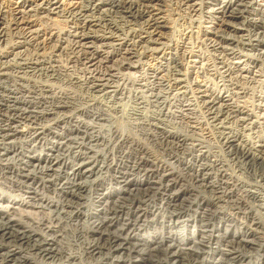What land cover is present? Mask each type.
I'll return each mask as SVG.
<instances>
[{"label": "bare ground", "instance_id": "6f19581e", "mask_svg": "<svg viewBox=\"0 0 264 264\" xmlns=\"http://www.w3.org/2000/svg\"><path fill=\"white\" fill-rule=\"evenodd\" d=\"M162 2L16 0L6 16L0 1V184L19 191L0 193V264H264V95L248 96L259 113L246 103L264 75V2L167 0L205 24L208 58L192 66L214 86L194 91ZM51 13L69 29L40 40L30 17ZM194 111L213 149L169 119Z\"/></svg>", "mask_w": 264, "mask_h": 264}, {"label": "rangeland", "instance_id": "374dc122", "mask_svg": "<svg viewBox=\"0 0 264 264\" xmlns=\"http://www.w3.org/2000/svg\"><path fill=\"white\" fill-rule=\"evenodd\" d=\"M0 1L4 5V9L6 10V16H8V14H10V12L14 8L17 7L16 3H15L16 0H0ZM28 1L29 2H33L35 0H28ZM37 1L40 2L41 0H37ZM53 1H55V0H53ZM56 1H58V4L60 5V9L62 11H65V10H67V9L72 7V3L75 0H56ZM157 1L158 2L159 1L160 2L166 1V4H167L165 6H162L163 7V8H161L162 11H156L157 13H159L158 15L162 16L161 20H163V23L165 24V27H162V31H164L166 33L165 35H167L168 40L171 43L183 44V46L185 45L184 48L188 51V52L185 53L184 60L182 61L183 62V67L181 68V72H183V74H184V75H182V78L185 79V83L189 86L188 88L190 90L194 91L197 86L200 85V87H202V84H205V85H207L209 87H213L214 86L212 84L213 83V79L212 80H208L209 77L205 78V77H207V75H204L203 73H201V71H200L201 69L200 68H198L196 66H192V64H193L192 60L197 58V55H201L203 57V59L200 60V63H201V61H202V63H204L203 60L207 61V58H208V56H206V54H208L209 51L207 49H205L206 47L202 44V41H203V39L206 36L202 35V33H201V30H202L203 26H205V24L202 23V26L200 27V26L197 25V23H193V21L190 19V17H187L186 14H183V13L177 11V10L173 11L174 6H172V7L168 6L169 3L167 2V0H162V1L161 0H157ZM258 1H260L262 3L264 2V0H258ZM26 8H28V7H26ZM40 14L44 15V13H40ZM184 15H186V16H184ZM30 18H31V20H33V22H32V25L30 26L29 29L39 32V34L42 35L40 37V40H42V39L44 40V37L46 36V33H47V35L49 33L59 34L61 31H65V30L69 29L70 22L66 20V17L64 18L63 16L58 15V14L51 13V14H49L46 17H41V18L39 17L38 18V17L32 16ZM189 22H190V24H189ZM190 29H192V31L189 32ZM32 35H33V33L30 36L28 34V40H29L30 43H25L23 45L24 47H21L22 49L25 48V47L27 49H29L30 53H28V55H32L34 53L33 45H31V44H33V42H32L33 38L31 37ZM12 40H13V38H12ZM21 41H22V39H21ZM48 45L49 44L44 46V48H43L44 50L40 51L44 56L49 55L50 52H51L50 51L51 50L50 49V45L49 46ZM62 45H65V43H63ZM45 48H46V51H45ZM31 52H33V53H31ZM59 57L62 58V56L56 57L58 59V64H59V66L61 68H69L68 72H72L73 74H77V75L79 74L80 75V68H81L80 66H82V65H80V63L74 62L73 64L72 63L70 64V63H67V61L64 59L65 56H63V59H61ZM147 57L148 58H146V57L145 58L148 60V62L151 64V66H153L155 64V61L152 60L149 56H147ZM60 59L62 60V62H61L62 64L59 63L61 61ZM200 63H199V65H200ZM74 64H75V66H73ZM107 64L108 65H112V67H114V68L116 67L115 63L113 64L112 62H108ZM63 65H65V66H63ZM144 66H145V68L147 67L146 65H144ZM77 70H79V71H77ZM129 71H132V70H129ZM113 72H114V70H113ZM186 75H187V77H186ZM260 78L262 79V81L259 80L260 83L259 82H258V84L255 83L254 84L255 88L253 87L254 88L253 90L252 89H248V93L249 94L247 95V98H246V103L248 104V109L249 110H253L254 109L255 113H259V112H256L258 109H255V107L252 106L254 101H253V99L248 98V96L251 97V95H255V94L264 95V86H263L264 85V75L262 77H260ZM51 82L54 85H58L59 84V86H60V84H61V87H64L69 92L70 91H72L74 93L76 92L75 94H78V95L80 93L83 94L81 91H79V89L77 90L76 87H73V86H70V85H67V84L62 85L61 82L60 83L59 82H55L54 80L50 81V83ZM214 82H216V79H214ZM164 83H167V81H164ZM260 92H262V93H260ZM263 103H264V101H263ZM240 104H242V102H240ZM194 112H196V111H194ZM194 112H193V115L190 114L191 120H187L186 119V121H185L184 118L182 120H180V119L174 118V117H170L169 119H170V121L173 120L172 121L173 124L176 123L175 125H177V126L179 125L178 127H180V129H182L183 131H186L187 133L193 135L194 137L197 136L196 138L199 137L198 139L200 141H202V143L204 145H206V146L208 145L209 146V147L207 146L208 148H210L212 146L211 148L213 149V145H215L216 142H215L214 137L211 135V133H212L211 128H209V129L205 128L207 125L204 122V118H203L202 114H200V112H196V113H194ZM121 122L124 123L125 121L122 120ZM179 122H181V123H179ZM184 122H186V123H184ZM189 123H190V126H189ZM204 130H205V132H204ZM207 132H209V133H207ZM204 140H206V141H204ZM147 144H148V146L150 145L149 142ZM151 149L152 150L153 149L156 150L157 148H155V147L152 148L151 147ZM173 163H174L175 166L180 167V165H177V163H175V162H173ZM0 193L2 195H5L6 197H9V198H15L16 200L19 199L18 198L19 191L17 192V190H15V189L14 190L13 189H8V188L4 187L1 184H0ZM222 205H224V204H222ZM34 210H35V212H34ZM31 211L34 212L33 216L36 217V218H40L41 213H43V212H39V211L36 212L37 211L36 209H31ZM48 211L49 210H46V211L44 210L43 214H45V212H46L47 215H49ZM238 219L240 221L244 220L243 217L242 216L239 217V215H238ZM240 221H238V222H240ZM64 232L67 233L66 236H65L66 240L70 242L71 234L68 231V228L65 229ZM220 246L224 247V244H221ZM217 256L218 255H216V257ZM263 259H264V257H263Z\"/></svg>", "mask_w": 264, "mask_h": 264}]
</instances>
